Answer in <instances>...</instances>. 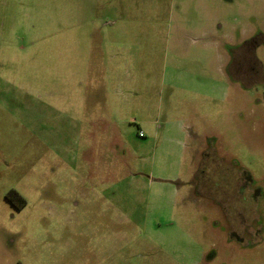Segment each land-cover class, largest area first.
<instances>
[{
  "label": "rangeland",
  "instance_id": "1",
  "mask_svg": "<svg viewBox=\"0 0 264 264\" xmlns=\"http://www.w3.org/2000/svg\"><path fill=\"white\" fill-rule=\"evenodd\" d=\"M0 264H264V0H0Z\"/></svg>",
  "mask_w": 264,
  "mask_h": 264
},
{
  "label": "flooded vegetation",
  "instance_id": "2",
  "mask_svg": "<svg viewBox=\"0 0 264 264\" xmlns=\"http://www.w3.org/2000/svg\"><path fill=\"white\" fill-rule=\"evenodd\" d=\"M229 55H230V57H229V65H231V66H234L235 65V63L237 62V57L236 56H238V54H239V52L237 51L236 53H234L233 52V50H231L230 48H229ZM247 54V56H248V60L250 61V65H251V68L252 69H254V67H256V70H255V72L257 73L258 71H259V68H258V66H257V64H256V62H255V56H254V51H253V49H251L250 51H247L246 52ZM9 196H14V197H16L18 200H20V195L17 193V192H14L13 190H10L9 192H8V196L6 197V199H7V201H9L11 204H12V199H10V197ZM12 205H14V204H12ZM250 227V226H249Z\"/></svg>",
  "mask_w": 264,
  "mask_h": 264
},
{
  "label": "trees",
  "instance_id": "3",
  "mask_svg": "<svg viewBox=\"0 0 264 264\" xmlns=\"http://www.w3.org/2000/svg\"><path fill=\"white\" fill-rule=\"evenodd\" d=\"M21 199V198H20Z\"/></svg>",
  "mask_w": 264,
  "mask_h": 264
}]
</instances>
